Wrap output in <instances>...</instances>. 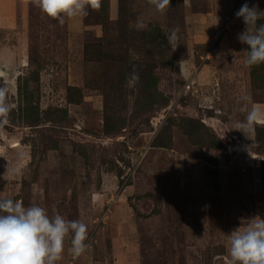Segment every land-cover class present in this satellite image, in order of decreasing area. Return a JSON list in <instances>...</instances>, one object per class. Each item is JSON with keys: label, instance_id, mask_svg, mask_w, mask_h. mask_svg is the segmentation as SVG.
Instances as JSON below:
<instances>
[{"label": "rangeland", "instance_id": "obj_1", "mask_svg": "<svg viewBox=\"0 0 264 264\" xmlns=\"http://www.w3.org/2000/svg\"><path fill=\"white\" fill-rule=\"evenodd\" d=\"M244 3L264 11L102 0L61 25L31 0H0V200L87 225L86 252L72 255L70 235L58 264H231L232 227L264 218V123L233 129L264 104V63L245 66L237 38ZM218 8L213 30L193 28Z\"/></svg>", "mask_w": 264, "mask_h": 264}, {"label": "clouds", "instance_id": "obj_2", "mask_svg": "<svg viewBox=\"0 0 264 264\" xmlns=\"http://www.w3.org/2000/svg\"><path fill=\"white\" fill-rule=\"evenodd\" d=\"M49 18L61 25L65 17H86L89 9L100 11L102 0H31ZM158 12L166 13L171 0H147ZM243 18L247 31L238 34V40L248 45L245 66L252 67L264 63V11L257 6L244 3L235 13ZM217 24L219 20L217 19ZM142 30L147 25L138 20L135 25ZM175 33L173 32V35ZM171 39V37H169ZM135 71L128 77V87L139 83ZM242 111H247L242 108ZM11 109L7 99V89L0 88V127L9 121ZM262 118V111L253 108L247 111L246 120L238 122L233 129L248 136V130ZM249 137V136H248ZM19 169H15L18 174ZM71 235V253L74 257L83 255L88 249L87 225L80 221L66 220L60 215L49 216L40 206L25 207L22 201L6 198L0 200V264H58L63 258L65 240ZM231 264H264V219L255 220L245 230H235L229 236Z\"/></svg>", "mask_w": 264, "mask_h": 264}, {"label": "crops", "instance_id": "obj_3", "mask_svg": "<svg viewBox=\"0 0 264 264\" xmlns=\"http://www.w3.org/2000/svg\"><path fill=\"white\" fill-rule=\"evenodd\" d=\"M225 12H227L226 9L225 10H222L220 12V10L218 8V14H216V18L218 16H219V18L222 17L221 15L222 14H225ZM219 18H217V19H219ZM192 19H194L195 22H197V21L203 20V17H201V16H193ZM205 21H206L205 24H196L195 23V25H193V28L194 29H201V30L204 29V30H207V31L213 30L215 28V24H216L217 21L215 20L214 13H213V18H211V19H205ZM253 108H258V109H260L262 111V118H261V120L259 122L260 123H264V104H258V103H256V104H254ZM261 213H263L262 215L264 217V207L261 209ZM249 225L250 224L234 226V227H232V232L235 231V230L243 231Z\"/></svg>", "mask_w": 264, "mask_h": 264}, {"label": "built area", "instance_id": "obj_4", "mask_svg": "<svg viewBox=\"0 0 264 264\" xmlns=\"http://www.w3.org/2000/svg\"><path fill=\"white\" fill-rule=\"evenodd\" d=\"M185 90H190V85L187 84Z\"/></svg>", "mask_w": 264, "mask_h": 264}]
</instances>
